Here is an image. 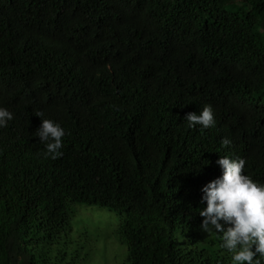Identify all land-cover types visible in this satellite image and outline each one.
Masks as SVG:
<instances>
[{
	"label": "trees",
	"instance_id": "16d2710c",
	"mask_svg": "<svg viewBox=\"0 0 264 264\" xmlns=\"http://www.w3.org/2000/svg\"><path fill=\"white\" fill-rule=\"evenodd\" d=\"M0 107V264H56L76 205L118 215L125 264H230L200 189L220 156L264 183V0H0Z\"/></svg>",
	"mask_w": 264,
	"mask_h": 264
},
{
	"label": "clouds",
	"instance_id": "9594fccd",
	"mask_svg": "<svg viewBox=\"0 0 264 264\" xmlns=\"http://www.w3.org/2000/svg\"><path fill=\"white\" fill-rule=\"evenodd\" d=\"M183 118L189 128L215 126L211 105H204L199 114L188 112ZM12 119L13 113L0 107V128ZM65 135L58 122L42 119L35 136L44 146L43 156L53 160L62 156ZM221 143L228 146L231 142L225 138ZM215 163L221 174L200 189L201 201L206 203L199 212L203 218L200 227L221 234V247L230 254V264H264V183L243 174V158L220 156Z\"/></svg>",
	"mask_w": 264,
	"mask_h": 264
},
{
	"label": "rangeland",
	"instance_id": "374dc122",
	"mask_svg": "<svg viewBox=\"0 0 264 264\" xmlns=\"http://www.w3.org/2000/svg\"><path fill=\"white\" fill-rule=\"evenodd\" d=\"M69 228L54 242L56 264H125L127 250L116 213L97 205H76Z\"/></svg>",
	"mask_w": 264,
	"mask_h": 264
}]
</instances>
